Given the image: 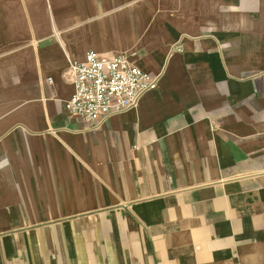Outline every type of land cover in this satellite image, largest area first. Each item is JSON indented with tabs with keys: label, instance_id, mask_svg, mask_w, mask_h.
Instances as JSON below:
<instances>
[{
	"label": "crops",
	"instance_id": "crops-1",
	"mask_svg": "<svg viewBox=\"0 0 264 264\" xmlns=\"http://www.w3.org/2000/svg\"><path fill=\"white\" fill-rule=\"evenodd\" d=\"M88 49L157 87L68 115ZM0 264H264V0H0Z\"/></svg>",
	"mask_w": 264,
	"mask_h": 264
},
{
	"label": "built area",
	"instance_id": "built-area-1",
	"mask_svg": "<svg viewBox=\"0 0 264 264\" xmlns=\"http://www.w3.org/2000/svg\"><path fill=\"white\" fill-rule=\"evenodd\" d=\"M173 51H182L176 45ZM82 59L68 58L64 76L73 87L64 99L68 115L90 123L135 106L142 94L158 85L151 75L133 65L123 53L101 54L88 49Z\"/></svg>",
	"mask_w": 264,
	"mask_h": 264
}]
</instances>
